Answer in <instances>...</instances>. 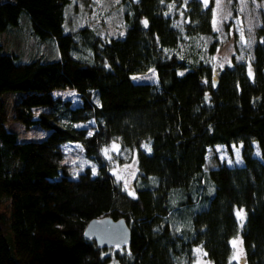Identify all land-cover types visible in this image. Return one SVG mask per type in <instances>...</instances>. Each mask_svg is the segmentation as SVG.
Instances as JSON below:
<instances>
[{
	"label": "trees",
	"instance_id": "obj_1",
	"mask_svg": "<svg viewBox=\"0 0 264 264\" xmlns=\"http://www.w3.org/2000/svg\"><path fill=\"white\" fill-rule=\"evenodd\" d=\"M71 2L0 0V32L23 15L56 49L20 59L0 42V264H195L197 249L211 264H239L236 237L245 264H264V30L250 67L218 65L213 8L202 0H117L116 35L66 29ZM150 69L155 82L133 80ZM4 91L15 92L10 118L48 129L44 137L5 128ZM67 141L94 171L70 176ZM230 143L241 144L240 163L207 162ZM111 145L118 163H135L129 186L110 171ZM101 216L123 217L129 240L102 247L85 237Z\"/></svg>",
	"mask_w": 264,
	"mask_h": 264
},
{
	"label": "rangeland",
	"instance_id": "obj_2",
	"mask_svg": "<svg viewBox=\"0 0 264 264\" xmlns=\"http://www.w3.org/2000/svg\"><path fill=\"white\" fill-rule=\"evenodd\" d=\"M117 0H72L69 6L65 7L64 26L66 29L78 25H91L101 35L121 34L122 16L115 3ZM205 5L213 8V28L219 35V46L214 56L218 65L231 63L232 61L245 60L251 66L253 58L252 50L255 42L260 39V31L264 30V0H202ZM0 42L5 50L15 52L20 59H27L31 56L53 57L56 49L52 42H41L30 34L25 17L19 18L16 27L9 28L0 32ZM135 81H156V73L153 69L140 74L132 75ZM15 92L4 91L1 94L3 108L7 114L4 122L7 130L14 131L17 139H39L46 135L48 129L38 125L25 127L18 121L10 118L11 114V95ZM53 94L68 98L72 105L78 103L76 93L69 88H57ZM88 132L91 131L90 124L83 123ZM224 149L215 146L209 150L207 162L214 165L215 162L224 161L228 164H237L242 160L241 144L230 143L222 144ZM238 150L237 157L234 158L233 152ZM63 159L66 164L67 172L74 176L78 170L84 166H90V160L84 157L82 148L78 143L65 142L62 146ZM116 151L111 145L106 150L110 171L125 185L129 186L135 172L134 161L118 163L111 157L110 153ZM223 153V154H222ZM219 157V158H218ZM6 207L2 204L0 212L5 211ZM239 213V215H238ZM236 215L242 217V209L236 210ZM233 257L239 264H245L241 239L236 237L232 240ZM195 264H211L204 256L203 252L196 250Z\"/></svg>",
	"mask_w": 264,
	"mask_h": 264
},
{
	"label": "water",
	"instance_id": "obj_3",
	"mask_svg": "<svg viewBox=\"0 0 264 264\" xmlns=\"http://www.w3.org/2000/svg\"><path fill=\"white\" fill-rule=\"evenodd\" d=\"M82 233L102 247L121 245L130 238V228L123 217L117 219L110 216L91 218L86 222Z\"/></svg>",
	"mask_w": 264,
	"mask_h": 264
},
{
	"label": "snow or ice",
	"instance_id": "obj_4",
	"mask_svg": "<svg viewBox=\"0 0 264 264\" xmlns=\"http://www.w3.org/2000/svg\"><path fill=\"white\" fill-rule=\"evenodd\" d=\"M94 171V170H93ZM130 195L132 194V193H129ZM238 215H239V213H238Z\"/></svg>",
	"mask_w": 264,
	"mask_h": 264
}]
</instances>
